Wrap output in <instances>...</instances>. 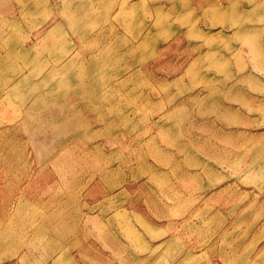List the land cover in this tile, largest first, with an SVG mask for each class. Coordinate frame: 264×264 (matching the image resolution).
<instances>
[{
  "label": "rangeland",
  "instance_id": "rangeland-1",
  "mask_svg": "<svg viewBox=\"0 0 264 264\" xmlns=\"http://www.w3.org/2000/svg\"><path fill=\"white\" fill-rule=\"evenodd\" d=\"M0 264H264V0H0Z\"/></svg>",
  "mask_w": 264,
  "mask_h": 264
}]
</instances>
